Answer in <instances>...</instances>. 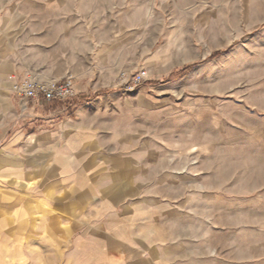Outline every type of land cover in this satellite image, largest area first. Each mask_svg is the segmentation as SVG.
<instances>
[{
  "label": "rangeland",
  "instance_id": "rangeland-1",
  "mask_svg": "<svg viewBox=\"0 0 264 264\" xmlns=\"http://www.w3.org/2000/svg\"><path fill=\"white\" fill-rule=\"evenodd\" d=\"M0 29L34 64L25 77L76 75L75 98L41 103L87 125L64 187L138 203L133 221L106 218L119 237L132 223L136 240L97 252L264 264V0H0ZM13 198L0 187V202Z\"/></svg>",
  "mask_w": 264,
  "mask_h": 264
},
{
  "label": "crops",
  "instance_id": "crops-1",
  "mask_svg": "<svg viewBox=\"0 0 264 264\" xmlns=\"http://www.w3.org/2000/svg\"><path fill=\"white\" fill-rule=\"evenodd\" d=\"M19 58L15 42L4 41L0 31V187L14 196L0 202V210L8 212L0 218V264H124L119 255L97 252L95 242L135 241L132 223L126 236L119 237L106 222L117 216L133 221L138 203L118 206V192L102 190L107 195L96 205L92 186L71 182L64 187V162L79 157L74 146L85 144L79 136L87 135V125L58 118L59 111L19 98L12 83L35 68ZM81 114L80 109L74 112L76 117ZM117 209L126 213H112ZM95 224L105 232L95 234ZM126 264L142 263L133 257ZM145 264L152 263L146 259Z\"/></svg>",
  "mask_w": 264,
  "mask_h": 264
},
{
  "label": "built area",
  "instance_id": "built-area-1",
  "mask_svg": "<svg viewBox=\"0 0 264 264\" xmlns=\"http://www.w3.org/2000/svg\"><path fill=\"white\" fill-rule=\"evenodd\" d=\"M145 78V71L136 73L130 81V88L139 87ZM11 89L19 98L34 103L52 104L75 98L77 95L71 76L50 82H42L27 76L13 83Z\"/></svg>",
  "mask_w": 264,
  "mask_h": 264
}]
</instances>
